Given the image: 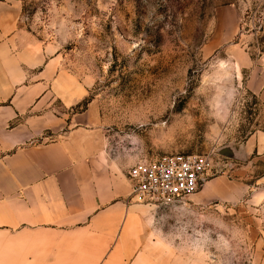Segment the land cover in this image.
<instances>
[{
  "label": "rangeland",
  "instance_id": "obj_1",
  "mask_svg": "<svg viewBox=\"0 0 264 264\" xmlns=\"http://www.w3.org/2000/svg\"><path fill=\"white\" fill-rule=\"evenodd\" d=\"M9 1L24 39L85 83L87 98L71 109L94 119L84 151L101 150L125 175L165 154L215 155L194 194L153 207L157 253L264 264V168L248 158L264 131L249 88L264 71V0Z\"/></svg>",
  "mask_w": 264,
  "mask_h": 264
},
{
  "label": "crops",
  "instance_id": "obj_2",
  "mask_svg": "<svg viewBox=\"0 0 264 264\" xmlns=\"http://www.w3.org/2000/svg\"><path fill=\"white\" fill-rule=\"evenodd\" d=\"M18 15L0 0V264H178L157 253L153 207L130 195L127 175L83 150L94 119L71 109L85 83L24 39ZM249 88L264 106V71ZM262 134L243 153L264 168Z\"/></svg>",
  "mask_w": 264,
  "mask_h": 264
},
{
  "label": "built area",
  "instance_id": "obj_3",
  "mask_svg": "<svg viewBox=\"0 0 264 264\" xmlns=\"http://www.w3.org/2000/svg\"><path fill=\"white\" fill-rule=\"evenodd\" d=\"M215 155L165 154L130 166V195L139 203L163 207L194 194L215 168Z\"/></svg>",
  "mask_w": 264,
  "mask_h": 264
},
{
  "label": "water",
  "instance_id": "obj_4",
  "mask_svg": "<svg viewBox=\"0 0 264 264\" xmlns=\"http://www.w3.org/2000/svg\"><path fill=\"white\" fill-rule=\"evenodd\" d=\"M220 154L227 156V157H231V158H237L239 160H242L244 157L243 153H238L236 150L230 148V147H223L222 149H220Z\"/></svg>",
  "mask_w": 264,
  "mask_h": 264
}]
</instances>
